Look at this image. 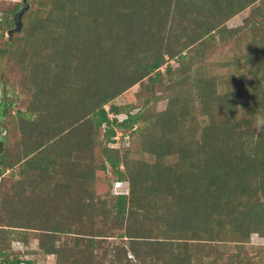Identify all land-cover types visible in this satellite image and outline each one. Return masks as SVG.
Segmentation results:
<instances>
[{
    "label": "trees",
    "instance_id": "1",
    "mask_svg": "<svg viewBox=\"0 0 264 264\" xmlns=\"http://www.w3.org/2000/svg\"><path fill=\"white\" fill-rule=\"evenodd\" d=\"M38 3L22 16L13 51L22 57L24 79L33 90L29 111L16 115L26 143L8 149L0 139V185L5 172L19 175L3 183L0 193V264H32L2 253L11 250L12 240L27 244L31 237L37 253L55 256L54 264H208L197 250L191 263L189 242H200L193 248L207 249L208 256L214 239L221 243L239 234L232 239L240 246L233 259L256 264L244 244L252 232L264 237V128L254 133L248 126L243 133L229 117L236 106H246V125L264 117V106L243 102L257 95L251 102L264 104V77L259 94L245 89L241 95L239 72L247 69L237 62L243 56L235 50L232 64L239 74L222 88L205 73L204 55L215 36H235L244 26L226 29V21L260 3L244 20L260 42L244 57L255 62L252 74L264 75V0ZM21 7L15 2L1 9L0 28H11ZM168 60L187 63L175 69V81L166 88L174 105L147 115L127 112L118 124L108 117L107 104L152 74L149 89L162 85L159 69ZM191 82L194 96L178 95L177 87ZM109 110L118 114L112 105ZM6 112L4 105L0 117ZM115 125L129 137L137 135L140 152L154 161L102 149L116 181L127 182L128 190L122 186L113 203L95 196V167L88 160L101 126L110 142ZM38 168L41 177L35 178ZM218 218L222 227L230 222L223 231L211 227Z\"/></svg>",
    "mask_w": 264,
    "mask_h": 264
},
{
    "label": "rangeland",
    "instance_id": "2",
    "mask_svg": "<svg viewBox=\"0 0 264 264\" xmlns=\"http://www.w3.org/2000/svg\"><path fill=\"white\" fill-rule=\"evenodd\" d=\"M39 0H29V11L33 9H36V7L39 5ZM15 2H22V0H0V21L2 20L3 14L2 10H6L12 7V5ZM257 5H260V3H257L252 8H247L243 12L237 14L235 17H233L231 20H228L224 23L226 29H232L236 27H242V30L235 36H229V34H223L222 37L215 36V39L212 40L210 47L207 49L206 54L204 55V60L206 63V71L208 77H214V81L218 85H220L222 88L226 86V83L229 85L228 81H236L235 78H230L232 76L238 75L239 73L242 74L243 77L238 83L239 89L243 87V92L241 95H244L245 89H248L250 91L251 95L257 93H260V89L257 88L260 78H263L264 75L260 74H252V72L255 70V67L251 68L252 64H255V62H250L248 58H245V51L246 49H251L252 44L254 43L256 46L259 45V37L257 34L247 30V27L245 26L244 20L249 19L252 17V9L257 7ZM234 6V5H232ZM233 9V8H231ZM245 20V21H246ZM254 23L257 24V21L260 20L259 17L254 18ZM22 22V20H21ZM24 24L22 22L21 30L12 32L14 29V25L9 29L0 28V52L3 50H7L6 53H1L0 55V112L3 110L4 105L6 107V114L2 117H0V139L3 141V147L15 148L20 147L23 149L21 145H19L20 142L26 143V140L21 137L20 131H19V123L20 118H17L16 115L18 113L28 112L30 108V101L33 97V90H28L27 86L29 85L27 80L24 79L25 72L22 71V68L20 66L19 61L21 62L22 57L17 56L13 54V51L16 50V38L17 36H20L22 34V28ZM247 30V31H246ZM179 31V30H177ZM228 31V30H226ZM243 36V37H242ZM240 38V40H237ZM236 47V48H235ZM237 52L240 57V61L237 63L242 65V69H247V71L241 70L239 73H237L235 69V65H233V55L234 52ZM192 53V52H191ZM191 53H188L189 56L192 55ZM246 56V55H245ZM19 58V59H18ZM178 61V60H177ZM186 63V60L183 62H175V60H168L163 62V64L160 66L159 69V78L161 79L162 85L155 84V86L152 87V89H149L150 84L148 83L152 82V79H154L155 74H152L150 76V80L145 79L142 82L134 85L130 89L126 90L116 98H114L109 104H107L104 109L106 112H108V117L110 119H115L116 123H120L122 120L125 119L127 116V112H130V114L135 113H158L161 111L166 110V108L169 106V103L171 102L174 105V99L173 96H171V91L169 89H166L168 86H171L172 83L175 81V69L176 68H182V64ZM187 64V63H186ZM250 66V68H248ZM245 67V68H244ZM170 69V70H169ZM172 73V75L169 73ZM174 72V73H173ZM192 72V71H191ZM204 74V70L201 71V75ZM193 82L183 84L180 88L175 87L176 91L179 92L178 95L181 97H185L187 95L185 92L190 91L193 95L195 91V85L193 86ZM193 86V87H192ZM218 87V91L222 90V88ZM252 88V89H251ZM254 89V90H253ZM223 92V91H222ZM225 92V90H224ZM264 94H261L259 96L260 100L263 97ZM194 96V95H193ZM257 96V95H256ZM253 96L252 100L256 97ZM251 100V101H252ZM251 101L246 100V96L243 98V102L252 103L256 105L257 107H263V102L253 103ZM255 101V100H254ZM10 106L7 107L6 104L11 103ZM256 102V101H255ZM252 104H250L249 107H252ZM115 107L118 109V114H114L111 112L110 107ZM236 109L234 110V114H232V117H229V121H231L232 124H239L240 123V129L243 131V133L247 130L248 126L252 127L254 130V133H257L261 127L256 126V121H253V124L246 125L242 123L243 118H248L247 109L245 110L246 106H236ZM205 119L204 116L199 115V119L202 118ZM21 118H24L21 117ZM202 120V119H200ZM139 126V125H138ZM246 126V127H245ZM104 126H101L99 133L97 134V142L96 146L92 148V153L89 158V163L91 162L93 164V167H95L94 171V183H93V190L95 193V196L100 199H107L109 201H112L114 203V196L121 192L120 187H125L127 189V182H117L116 181V175L113 173V171L110 169L108 164L106 163L105 157L102 155V149L104 148H110V149H118L120 156H124L125 152L128 151L129 158L130 159H136L141 161H148L153 162L154 158H151V156H148V154H144L140 152L139 142H138V136L133 135L129 137L128 130L124 128H120L117 125L113 127L115 131V136L111 138L110 142H107L104 137ZM239 143V142H238ZM92 160V161H91ZM170 160V159H168ZM166 160V164L169 163V161ZM106 166V170L103 171L101 169V165ZM39 166V162H38ZM37 166V167H38ZM26 168V167H25ZM40 168V167H39ZM38 168V169H39ZM122 166L120 167V170H122ZM40 169L36 171L35 178L38 176L41 177ZM16 172L12 170L7 171L3 174L2 183L0 185V193L2 191V185L7 180L10 181H17L19 179V175L16 174ZM30 173H32V170L30 169ZM44 178V177H43ZM41 178V179H43ZM40 179V178H39ZM37 179V180H39ZM5 180V181H4ZM8 183V182H7ZM121 183V184H120ZM218 216V215H216ZM215 216V217H216ZM214 225L211 227L215 230H218V227L221 228V231H223L225 228L228 227V223H224L227 226L223 227L221 226L220 218L213 221ZM203 235V234H202ZM204 236V235H203ZM240 236L233 235V236H225L221 239H223L221 243L220 239H214L218 240L215 241L212 245V253L208 254L206 256V252L209 253V251L206 249L205 251H202L201 249H194L193 245H199L200 242H189L193 244L190 251V255L193 257L191 260V263L195 262L194 260V252L193 250H197L198 254L202 255V259L208 263V264H237L236 260L233 259V254H235L237 251L240 250L239 245H234L232 242V239H236ZM222 237V236H220ZM63 240V239H62ZM114 240V239H113ZM116 240V239H115ZM115 243H119V241H115ZM218 243V244H216ZM11 250L4 248L2 250V253L5 254V258L11 260L17 256L19 260L23 261H29L32 264H54L55 263V256L53 255H43L40 253H37L36 250L38 249L37 241L33 239V237L30 238L29 242L27 244H24L22 242L14 241L12 240L10 242ZM245 251L248 253L249 257H251V260L253 263L256 264H264V237H261L260 235L256 233H250L249 234V240L246 244H244ZM241 249L242 250L244 249ZM181 249V248H179Z\"/></svg>",
    "mask_w": 264,
    "mask_h": 264
},
{
    "label": "water",
    "instance_id": "3",
    "mask_svg": "<svg viewBox=\"0 0 264 264\" xmlns=\"http://www.w3.org/2000/svg\"><path fill=\"white\" fill-rule=\"evenodd\" d=\"M28 1L29 0H22L21 9L14 15V18H13L14 29L12 30V32L21 30V26H22L21 19H22V16L29 10Z\"/></svg>",
    "mask_w": 264,
    "mask_h": 264
},
{
    "label": "clouds",
    "instance_id": "4",
    "mask_svg": "<svg viewBox=\"0 0 264 264\" xmlns=\"http://www.w3.org/2000/svg\"><path fill=\"white\" fill-rule=\"evenodd\" d=\"M256 126L264 128V117H259L256 121ZM121 184V183H120ZM122 187H120L121 189Z\"/></svg>",
    "mask_w": 264,
    "mask_h": 264
}]
</instances>
